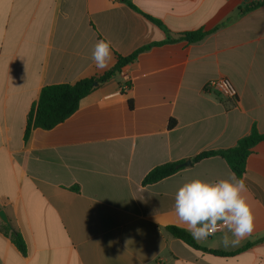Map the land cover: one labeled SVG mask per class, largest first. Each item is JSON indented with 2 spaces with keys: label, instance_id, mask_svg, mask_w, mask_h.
Returning a JSON list of instances; mask_svg holds the SVG:
<instances>
[{
  "label": "crops",
  "instance_id": "crops-1",
  "mask_svg": "<svg viewBox=\"0 0 264 264\" xmlns=\"http://www.w3.org/2000/svg\"><path fill=\"white\" fill-rule=\"evenodd\" d=\"M131 1L171 37L213 32L140 53L65 122L25 141L43 87L100 77L116 55L168 34L123 0H0V209L26 244L22 252L0 221V264H264V141L243 176L255 229L236 247L220 246L218 231L195 240L207 251L198 250L166 230H186L173 210L178 188L226 178L223 158L143 185L159 165L232 148L253 127L264 133V4L242 12L260 0ZM101 39L113 53L103 71L91 59ZM222 77L236 100L206 91Z\"/></svg>",
  "mask_w": 264,
  "mask_h": 264
},
{
  "label": "trees",
  "instance_id": "trees-1",
  "mask_svg": "<svg viewBox=\"0 0 264 264\" xmlns=\"http://www.w3.org/2000/svg\"><path fill=\"white\" fill-rule=\"evenodd\" d=\"M126 2L133 10L142 14L149 21L156 24L159 28L164 30L168 37L162 42H153L141 49L137 50L133 54L127 57H122L116 55V64L105 74L100 77L86 78L82 79L74 84L63 83L55 85H47L42 88L38 100L32 105L27 118L26 129L24 134V140L27 141L31 132L35 129L51 130L57 125L65 122L70 116H72L80 106V102L83 98L91 94L98 87L94 85L95 82L98 84L105 83L116 76L122 71V69L134 62L137 56L155 46H161L164 44L175 43L178 41H186L188 43H196L203 40L207 35L213 31H207L203 28L189 31L183 33L178 38L169 36L168 29L163 25V23L150 15L142 12L138 7H136L131 0H123ZM264 4V0L251 3L242 12L252 11ZM130 85L128 84V87ZM175 125L174 121H170L169 128H173ZM264 141V133H260L255 127L252 128L251 132L241 138L237 144L229 149L224 150H213L201 153L192 159L193 163L200 162L206 158L219 156L223 158L229 165L232 172H234L237 178H243L245 174V167L248 157L252 154L255 146ZM180 162L165 163L153 168L145 176L143 180V185H150L157 183L167 177H170L178 173L183 168H178ZM1 210V209H0ZM6 233L12 237V240L16 246L22 251L26 252V244L18 233H13L8 226H4ZM166 230L173 237L182 240L184 243L190 247L198 250L207 251L205 248L200 247L192 235L186 230L176 227L168 226ZM251 243L245 246L249 247ZM213 253H218L222 255H234L235 253H219L213 251Z\"/></svg>",
  "mask_w": 264,
  "mask_h": 264
},
{
  "label": "clouds",
  "instance_id": "clouds-1",
  "mask_svg": "<svg viewBox=\"0 0 264 264\" xmlns=\"http://www.w3.org/2000/svg\"><path fill=\"white\" fill-rule=\"evenodd\" d=\"M91 59L97 69L106 70L113 59L112 42L98 40ZM244 178L234 172L226 178L206 181L195 178L183 183L174 196V215L178 224L197 241L222 232L219 245L236 247L255 229V214Z\"/></svg>",
  "mask_w": 264,
  "mask_h": 264
},
{
  "label": "built area",
  "instance_id": "built-area-1",
  "mask_svg": "<svg viewBox=\"0 0 264 264\" xmlns=\"http://www.w3.org/2000/svg\"><path fill=\"white\" fill-rule=\"evenodd\" d=\"M127 88H129L128 85L125 86V89ZM206 91L217 93L224 99H237V92L233 84L224 77L210 81L206 86Z\"/></svg>",
  "mask_w": 264,
  "mask_h": 264
},
{
  "label": "water",
  "instance_id": "water-1",
  "mask_svg": "<svg viewBox=\"0 0 264 264\" xmlns=\"http://www.w3.org/2000/svg\"><path fill=\"white\" fill-rule=\"evenodd\" d=\"M94 85L97 86L98 82H95ZM191 164H192L191 159H187L186 161L178 164V168L189 167ZM0 221L4 223L5 225H7L13 233H16L8 214L4 209L0 210Z\"/></svg>",
  "mask_w": 264,
  "mask_h": 264
}]
</instances>
